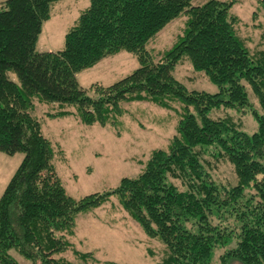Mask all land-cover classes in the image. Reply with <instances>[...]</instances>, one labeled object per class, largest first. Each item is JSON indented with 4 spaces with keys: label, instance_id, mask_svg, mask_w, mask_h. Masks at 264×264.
<instances>
[{
    "label": "trees",
    "instance_id": "16d2710c",
    "mask_svg": "<svg viewBox=\"0 0 264 264\" xmlns=\"http://www.w3.org/2000/svg\"><path fill=\"white\" fill-rule=\"evenodd\" d=\"M58 1L5 0L0 10V152L24 154L0 199V264H18L13 250L32 264H76L63 257L73 250L89 264L92 253L77 251L70 238L79 216L113 196L164 244L162 264H214L216 249L226 247L221 264H264V48L253 53L240 36L233 14L239 0H90L64 49L40 52ZM182 14L189 17L183 35L154 61L149 43ZM121 52L140 67L110 86L95 84L90 96L77 74ZM185 61L220 92L188 91L173 75ZM34 99L76 106L87 126L116 127L123 105L136 102L170 109L177 101L182 117L168 149L153 150L137 177L77 200L56 169ZM222 107L250 112L258 129L249 134L232 116L211 117ZM225 166L235 181H221Z\"/></svg>",
    "mask_w": 264,
    "mask_h": 264
},
{
    "label": "rangeland",
    "instance_id": "374dc122",
    "mask_svg": "<svg viewBox=\"0 0 264 264\" xmlns=\"http://www.w3.org/2000/svg\"><path fill=\"white\" fill-rule=\"evenodd\" d=\"M5 0H0V10ZM209 0H194L202 5ZM228 1V0H221ZM90 6V0H61L52 5L51 18L43 25L37 49L40 52H57L65 47L66 34L76 25L81 14ZM233 14L240 20L239 34L254 53L264 48V0H239ZM188 16L182 14L172 21L148 45L154 61L161 60L183 35ZM140 67L136 56L121 52L105 58L93 68L77 74L80 85L96 97L93 86H110ZM174 77L185 88L209 94L220 92L203 73L194 70L189 61L178 65ZM10 78L19 83L18 77ZM254 109L261 112L257 99L250 92ZM34 115L41 122L44 134L54 146V164L62 178L67 193L79 200L85 196L117 187L124 177H137L145 167L153 150L168 149L177 134L182 117L180 102L174 101L170 109L160 108L150 102L125 104V114L118 117L116 127L87 126L82 123L74 105L49 103L34 99ZM65 117H52L59 112ZM211 117L232 116L241 128L252 134L258 129L254 116L242 110L220 108L210 112ZM24 159L23 153L8 156L0 152V199ZM221 181H235L232 170L218 174ZM71 243L81 253H92L89 264H162L167 257L164 244L149 238L121 206L117 197L88 214L79 216ZM231 247V246H230ZM229 248L216 249L212 260L221 264V257ZM18 264H32L17 251H11ZM63 257L76 264L83 260L73 250ZM231 264H239L232 262Z\"/></svg>",
    "mask_w": 264,
    "mask_h": 264
}]
</instances>
